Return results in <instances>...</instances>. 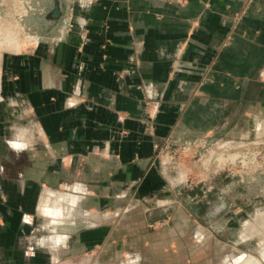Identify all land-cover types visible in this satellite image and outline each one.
<instances>
[{
  "label": "crops",
  "instance_id": "crops-1",
  "mask_svg": "<svg viewBox=\"0 0 264 264\" xmlns=\"http://www.w3.org/2000/svg\"><path fill=\"white\" fill-rule=\"evenodd\" d=\"M60 1L0 42V264H229L157 150L264 129V0Z\"/></svg>",
  "mask_w": 264,
  "mask_h": 264
},
{
  "label": "rangeland",
  "instance_id": "rangeland-1",
  "mask_svg": "<svg viewBox=\"0 0 264 264\" xmlns=\"http://www.w3.org/2000/svg\"><path fill=\"white\" fill-rule=\"evenodd\" d=\"M19 1L22 11L27 13L21 21L11 17L21 12L17 3ZM2 3L7 5V9ZM43 7L41 1L0 0L2 46L8 48V44L13 42L26 41L21 36L31 37L33 34L23 31L24 25L39 29V34L45 33L47 28L41 15H37ZM226 137H216L206 145L192 144L189 149H184V145L170 147L169 150L160 148L157 158L171 172L170 179L180 181L177 184L181 189L179 206L190 213L197 223L215 234V238L223 244L221 248L230 256L229 264L243 261L241 259L248 255L264 264V129L257 133L253 129L247 130L245 140L243 137L240 139L239 134ZM230 154H235L234 160H226L225 165L220 167L218 164H224L220 158ZM146 212L147 206L139 201L134 203L130 215L138 223L148 216ZM152 213L159 220L149 225L147 222L133 225L134 233L163 226V222L173 214V207L155 209ZM247 222L250 224L244 227ZM244 229L247 232L244 238L254 236L239 241ZM186 232L188 229L183 230L184 234ZM184 246L197 249L205 245L196 246L187 242Z\"/></svg>",
  "mask_w": 264,
  "mask_h": 264
},
{
  "label": "water",
  "instance_id": "water-1",
  "mask_svg": "<svg viewBox=\"0 0 264 264\" xmlns=\"http://www.w3.org/2000/svg\"><path fill=\"white\" fill-rule=\"evenodd\" d=\"M50 1V7L48 9V12L43 15V19H49V21L53 24L61 21L63 17V13L61 10V4L60 0H49Z\"/></svg>",
  "mask_w": 264,
  "mask_h": 264
},
{
  "label": "built area",
  "instance_id": "built-area-1",
  "mask_svg": "<svg viewBox=\"0 0 264 264\" xmlns=\"http://www.w3.org/2000/svg\"><path fill=\"white\" fill-rule=\"evenodd\" d=\"M14 1V0H13ZM16 1V0H15ZM178 1H180V0H178ZM18 4H19V6H20V9H21V12L20 13H18V14H10L11 15V17L12 18H15V19H19L20 18V20H21V18H22V16L23 17H25L26 15H27V13H25V12H23L22 11V8H21V3H20V1L19 2H17ZM2 6H4L6 9H7V5L6 4H3L2 3ZM26 6V5H25ZM24 13V14H23ZM196 145L195 143H186V144H183L184 145V149H186V148H190V146L191 145ZM185 146H187V147H185ZM165 150H169V146L168 145H165L164 147H163Z\"/></svg>",
  "mask_w": 264,
  "mask_h": 264
},
{
  "label": "bare ground",
  "instance_id": "bare-ground-1",
  "mask_svg": "<svg viewBox=\"0 0 264 264\" xmlns=\"http://www.w3.org/2000/svg\"><path fill=\"white\" fill-rule=\"evenodd\" d=\"M234 156H235V154H230V155H227V156H222L223 158H220V160L222 161V163H226V160H229V161H233L234 160ZM217 160H219L218 158H217ZM216 160V161H217ZM219 160V161H220ZM215 161V160H214ZM225 163L222 165V164H218L220 167H223L224 165H225ZM217 165V164H216Z\"/></svg>",
  "mask_w": 264,
  "mask_h": 264
},
{
  "label": "flooded vegetation",
  "instance_id": "flooded-vegetation-1",
  "mask_svg": "<svg viewBox=\"0 0 264 264\" xmlns=\"http://www.w3.org/2000/svg\"><path fill=\"white\" fill-rule=\"evenodd\" d=\"M47 22H48V21H47ZM47 22H43L45 28H47ZM44 26H43V27H44ZM248 223H249V222L245 223V224H244V227H245V225L248 224ZM253 223H254V222H253ZM249 224H250V223H249ZM222 225H223V224H222ZM246 233H247V232H245V229H244V235H246ZM253 236H254V235H250L248 238H251V237H253ZM248 238H247V239H248ZM239 241H241L240 238H239ZM243 241H245V240H243Z\"/></svg>",
  "mask_w": 264,
  "mask_h": 264
}]
</instances>
